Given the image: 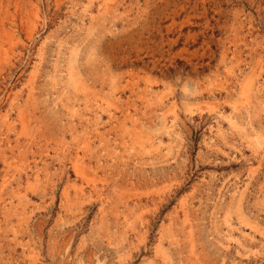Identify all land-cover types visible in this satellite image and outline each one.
I'll use <instances>...</instances> for the list:
<instances>
[{
    "label": "rangeland",
    "instance_id": "obj_1",
    "mask_svg": "<svg viewBox=\"0 0 264 264\" xmlns=\"http://www.w3.org/2000/svg\"><path fill=\"white\" fill-rule=\"evenodd\" d=\"M0 264H264V0H0Z\"/></svg>",
    "mask_w": 264,
    "mask_h": 264
}]
</instances>
